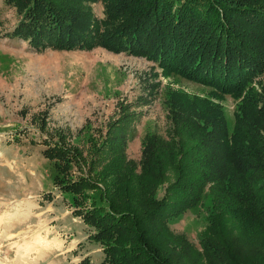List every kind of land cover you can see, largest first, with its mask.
Wrapping results in <instances>:
<instances>
[{
    "label": "trees",
    "instance_id": "trees-1",
    "mask_svg": "<svg viewBox=\"0 0 264 264\" xmlns=\"http://www.w3.org/2000/svg\"><path fill=\"white\" fill-rule=\"evenodd\" d=\"M5 2L20 16L10 37L36 51L127 52L211 88L168 91L167 131L146 135L140 160L128 156L125 123L85 147L62 133L47 143L54 187L105 253L78 264H264V0ZM228 97L232 125L220 103ZM206 197L198 246L170 219Z\"/></svg>",
    "mask_w": 264,
    "mask_h": 264
},
{
    "label": "rangeland",
    "instance_id": "rangeland-1",
    "mask_svg": "<svg viewBox=\"0 0 264 264\" xmlns=\"http://www.w3.org/2000/svg\"><path fill=\"white\" fill-rule=\"evenodd\" d=\"M93 8L102 18V5ZM19 20L16 9L0 0V264H69L84 254L100 263L105 253L86 237L89 227L73 214L71 195L53 185L55 170L43 155L47 143L62 133L85 147L102 141L111 125L125 123L128 156L140 160L146 135L167 131L168 91L206 97L211 88L165 75L154 61L127 52L36 51L10 37ZM220 103L232 125L234 100ZM163 192L161 187L159 196ZM204 202L170 219L198 246L211 198ZM60 239L75 250L59 253Z\"/></svg>",
    "mask_w": 264,
    "mask_h": 264
},
{
    "label": "crops",
    "instance_id": "crops-1",
    "mask_svg": "<svg viewBox=\"0 0 264 264\" xmlns=\"http://www.w3.org/2000/svg\"><path fill=\"white\" fill-rule=\"evenodd\" d=\"M56 188V187H55ZM80 218V217H79ZM81 219V218H80ZM82 220V219H81ZM83 221V220H82ZM89 236H90V233H87V238H88V240H90L91 242L93 241V239H90L89 238ZM49 240V239H48ZM97 245L102 249V251H103V248H102V246L99 244V243H97ZM57 249L59 250V253H63V252H66V253H68V252H71V251H73V250H75V245L74 246H72L71 245V242H64L62 239H60L58 242H57ZM98 247V248H99ZM80 255H76V256H74V258H71L70 260H69V264H78L83 258H85V257H89L90 259H91V257H90V255H88V254H84V255H81L80 257H79ZM91 261H92V259H91ZM93 262V261H92ZM94 263H96V262H94Z\"/></svg>",
    "mask_w": 264,
    "mask_h": 264
},
{
    "label": "bare ground",
    "instance_id": "bare-ground-1",
    "mask_svg": "<svg viewBox=\"0 0 264 264\" xmlns=\"http://www.w3.org/2000/svg\"><path fill=\"white\" fill-rule=\"evenodd\" d=\"M35 245V244H34Z\"/></svg>",
    "mask_w": 264,
    "mask_h": 264
}]
</instances>
